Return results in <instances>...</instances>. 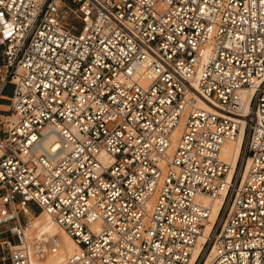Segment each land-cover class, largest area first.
Here are the masks:
<instances>
[{
  "label": "built area",
  "instance_id": "obj_1",
  "mask_svg": "<svg viewBox=\"0 0 264 264\" xmlns=\"http://www.w3.org/2000/svg\"><path fill=\"white\" fill-rule=\"evenodd\" d=\"M0 47V264L60 250L30 204L63 264H190L217 196L192 264H264V0H0Z\"/></svg>",
  "mask_w": 264,
  "mask_h": 264
},
{
  "label": "bare ground",
  "instance_id": "obj_2",
  "mask_svg": "<svg viewBox=\"0 0 264 264\" xmlns=\"http://www.w3.org/2000/svg\"><path fill=\"white\" fill-rule=\"evenodd\" d=\"M245 123H242L240 127V131L237 137L233 140H229L224 143L221 150V158L230 166L228 171V178L232 177L236 173V168L239 161V155L242 151V146L245 141ZM203 200L211 209L209 220L210 223H206L203 234L199 236L196 247L192 253V257L190 260V264H192L198 253L201 250V244L205 240L207 236H209L212 223L216 220L217 215L219 213L220 206L222 204V196H217L215 198H206ZM30 229L32 233H34V237L39 241L50 242L52 239H58L61 243L60 250L53 254L47 262H41L36 259H32V264H63L65 258L75 252L78 246L72 240V238L65 232L63 228H61L52 217H50L47 213L41 211L38 216L35 217L33 221L30 219V225L25 231V239L30 248H32L33 244L37 240H33V242L28 241V235L26 232ZM32 235V234H31ZM37 258V257H35Z\"/></svg>",
  "mask_w": 264,
  "mask_h": 264
},
{
  "label": "rangeland",
  "instance_id": "obj_3",
  "mask_svg": "<svg viewBox=\"0 0 264 264\" xmlns=\"http://www.w3.org/2000/svg\"><path fill=\"white\" fill-rule=\"evenodd\" d=\"M64 15V18L63 20L68 22L69 24L73 25V27H75V29L79 30L80 28V22L77 21L75 19V17H72L70 13L68 14H65L63 13ZM73 18V19H72ZM2 64V59H1V47H0V65ZM11 93H12V87L10 85H7L4 89H3V92L2 94L5 95V96H11ZM242 151L240 152V155H239V161H238V165H237V168H236V174H238L240 168H241V164H242V156H243V148L241 149ZM30 209L34 212H38V209L33 205V204H30L29 205ZM41 212H39L38 214H40ZM38 214H34V215H30V219L31 221H33L35 219L36 216H38ZM4 226H0V230L3 229ZM26 234L29 236L28 237V241L31 243L33 242V240H38L34 237V233H32V231H30V229H28V231L26 232ZM32 234V235H31ZM8 234H0V238L2 237H5L7 236ZM9 237V239L11 240V242H16V238L15 237H11V236H7ZM53 254H47L46 256L42 257V258H33V259H36L38 261H41V262H47V260H49V258L52 256ZM53 257V256H52Z\"/></svg>",
  "mask_w": 264,
  "mask_h": 264
},
{
  "label": "crops",
  "instance_id": "obj_4",
  "mask_svg": "<svg viewBox=\"0 0 264 264\" xmlns=\"http://www.w3.org/2000/svg\"><path fill=\"white\" fill-rule=\"evenodd\" d=\"M36 213H37V212H34V211H33V215L36 214Z\"/></svg>",
  "mask_w": 264,
  "mask_h": 264
},
{
  "label": "trees",
  "instance_id": "obj_5",
  "mask_svg": "<svg viewBox=\"0 0 264 264\" xmlns=\"http://www.w3.org/2000/svg\"><path fill=\"white\" fill-rule=\"evenodd\" d=\"M39 212H37L36 214H38Z\"/></svg>",
  "mask_w": 264,
  "mask_h": 264
}]
</instances>
